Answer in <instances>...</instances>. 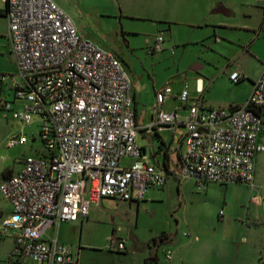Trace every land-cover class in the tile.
<instances>
[{
    "label": "built area",
    "instance_id": "obj_1",
    "mask_svg": "<svg viewBox=\"0 0 264 264\" xmlns=\"http://www.w3.org/2000/svg\"><path fill=\"white\" fill-rule=\"evenodd\" d=\"M5 3L0 14L8 21L20 79L8 94L0 74V111L24 125L38 118L47 149L24 158L22 168L0 185L13 210L6 225L17 230L9 264H78L70 245L58 239L62 222L88 217L103 198L141 201L150 189L164 186L168 175L148 161L138 143L133 81L117 55L82 35L54 0ZM163 43L158 35L151 52L162 50ZM243 78L239 71L230 76L236 83ZM172 92L170 82L157 91L156 116L146 129L186 127L181 178L195 179L200 187L208 182L252 184L255 157L264 152V70L243 105L208 107L198 98L189 114L180 116L162 108ZM179 99H191L188 84ZM16 102L23 108H16ZM28 140L21 130L8 145ZM125 157L134 163L122 166ZM113 248L125 251L126 241L117 240Z\"/></svg>",
    "mask_w": 264,
    "mask_h": 264
},
{
    "label": "rangeland",
    "instance_id": "obj_2",
    "mask_svg": "<svg viewBox=\"0 0 264 264\" xmlns=\"http://www.w3.org/2000/svg\"><path fill=\"white\" fill-rule=\"evenodd\" d=\"M54 1L81 34L114 52L131 78H168L192 88L201 79L198 97L208 107L243 105L250 78L260 74L264 63V0ZM7 31V19L0 15V74L9 94L20 76ZM158 35L166 48L151 52ZM234 71L245 79L232 81ZM23 125L11 118L0 121V185L9 172L22 168L24 158L47 152L37 123L24 127L26 144L8 145ZM134 161L125 157L122 166ZM12 211L0 190V264H8L14 248L17 230L6 225ZM82 235L99 246L106 245L107 236L126 238L128 255L141 250L134 247L138 237L149 242L147 249L157 252L162 264H264V152L255 157L252 184L208 182L200 187L195 179L181 178L175 165L166 184L139 203L101 199L84 219Z\"/></svg>",
    "mask_w": 264,
    "mask_h": 264
},
{
    "label": "crops",
    "instance_id": "obj_3",
    "mask_svg": "<svg viewBox=\"0 0 264 264\" xmlns=\"http://www.w3.org/2000/svg\"><path fill=\"white\" fill-rule=\"evenodd\" d=\"M4 8H0V11L2 12ZM0 15L4 16V14L2 13ZM149 42H151V39L149 40ZM165 48L166 47L163 44V49L160 51H163ZM263 70H264V63L260 70V74L258 76H253L250 78L251 89L248 98L252 93L255 81L259 78ZM132 78L134 81L132 96H133V107L135 110V120H136V124L139 126V131L142 134L141 138H139L138 136V143L143 148V151L147 156L148 161L155 163L157 166L163 168L167 172V175H169L173 172L175 165L179 166L180 168L181 156L186 149L185 135L187 131H186V127L183 124L176 125L175 127L166 126L155 129L153 131H149L146 129L153 122L156 116L153 110V106L156 102L157 91L161 89L166 83L170 82L172 85L173 92L171 96L165 101L162 108L166 112H176L180 116H186L189 114V106L199 98L198 97V94H200V92L198 91L199 79L196 80V82L193 85L194 86L193 88L191 86H188L191 99L187 103H182L179 99V95L183 90V88L185 87V83H183L182 81H176L168 78H165L162 81L161 80L158 81L156 78H154L152 80L144 82L140 79L138 80L134 76H132ZM201 85L203 88L204 85L203 82H201ZM23 104L24 103L16 102L14 106L16 108H23L22 107ZM202 104L205 106L204 103ZM10 118H11L10 114L5 115L2 111H0V121L1 120L6 121ZM35 123H37V125L39 126L38 118H35L34 122L31 125ZM25 126L26 125H23V127L19 131L21 130L24 131ZM12 173L14 172H10V174ZM149 191L147 192L146 196L148 195ZM131 201L137 203L140 202L135 199ZM95 206H92L90 208L88 217L82 218L75 222H62L58 228L59 241L63 244L70 245L73 254L77 257L78 264H162L158 253L154 252V250H152L151 248L147 249L148 247L147 245L149 244V242L140 240L138 237H136L135 240L136 242H138L139 245H134V247L136 248L138 246V248H140L141 250L134 251L133 255L126 254L129 251V241L123 237L107 236V241L109 243L107 242L106 245L104 246H99L89 243L88 240L82 235V226L84 219H88L90 217L92 208ZM79 221H81V229L79 228L80 230L78 229ZM53 231H54V227L51 228V232ZM78 231H79V236L77 235ZM164 238L165 237H163V239ZM117 240L126 241L127 249L125 251H117L113 248L114 246H116ZM8 264H9V259H8Z\"/></svg>",
    "mask_w": 264,
    "mask_h": 264
},
{
    "label": "trees",
    "instance_id": "obj_4",
    "mask_svg": "<svg viewBox=\"0 0 264 264\" xmlns=\"http://www.w3.org/2000/svg\"><path fill=\"white\" fill-rule=\"evenodd\" d=\"M244 79H245V78H243L242 80H244ZM242 80H241V81H242ZM239 82H240V81H239ZM9 173H10V172H9ZM9 173H8V174H9ZM162 239H163V236H162Z\"/></svg>",
    "mask_w": 264,
    "mask_h": 264
}]
</instances>
